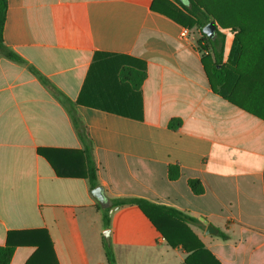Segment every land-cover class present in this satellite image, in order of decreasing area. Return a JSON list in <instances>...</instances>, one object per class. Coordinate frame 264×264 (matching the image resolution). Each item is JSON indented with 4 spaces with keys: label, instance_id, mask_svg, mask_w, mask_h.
Instances as JSON below:
<instances>
[{
    "label": "crops",
    "instance_id": "crops-1",
    "mask_svg": "<svg viewBox=\"0 0 264 264\" xmlns=\"http://www.w3.org/2000/svg\"><path fill=\"white\" fill-rule=\"evenodd\" d=\"M153 1L8 0L3 37L20 58L0 56V245H16L10 264H110L105 241L116 264H264V119L252 113L264 117V96L233 88L230 72L218 87L228 100L202 62L216 50L229 71L264 69V14L216 21L224 45L203 51L202 29L182 37ZM70 107L108 206L141 197L197 218L193 235L180 231L188 248L170 245L134 204L111 207L105 225ZM200 217L218 232L206 234Z\"/></svg>",
    "mask_w": 264,
    "mask_h": 264
},
{
    "label": "trees",
    "instance_id": "trees-1",
    "mask_svg": "<svg viewBox=\"0 0 264 264\" xmlns=\"http://www.w3.org/2000/svg\"><path fill=\"white\" fill-rule=\"evenodd\" d=\"M215 3L216 1L209 2V0H191L190 5L187 6L178 0H154L152 3V9L156 12L171 17L184 27L192 28L194 26H199L202 29L204 25L214 19L223 28H226L227 26L220 22L219 19H216L209 11V7H213ZM7 9L8 0H0V56L4 55L10 59L19 60V56L5 44L3 37ZM241 30H244V26H241ZM201 33L202 36L198 41L201 50L205 51L210 47H223L224 34L220 30L217 29L216 36L214 38L209 37L202 30ZM236 38L237 41H240V37H238V35ZM208 58L212 59L211 65H209L207 60ZM240 60L241 59H238V61ZM202 62L214 91L221 93L218 87L223 86L224 83L228 81L227 75L231 72L232 75H235V83L233 81V88L243 85L244 89L249 90L251 93H255L256 96H264V69L231 68V71H229L230 69L228 70L225 64L222 63V53L219 54L216 52V50L213 52V55L209 54L203 56ZM219 65H221V67H219ZM142 78L143 76L140 74V82L136 84L137 87L141 86ZM222 95L228 100L233 101L231 96H227L224 93ZM70 111L73 116L77 131L85 144L89 165L88 177L91 188L95 189L97 186H99V183L97 177V166L92 156V140L87 132L85 124L79 118L75 108L70 107ZM252 113L264 119V117H262L259 112L253 111ZM181 124V119L173 118L171 119L169 126L173 129H177L181 126ZM171 177H174L173 173ZM189 183L196 194L203 193L204 188L198 179H190ZM125 204H134L138 206L151 220L155 227H157V229L163 234L170 245L176 246L178 244H182L185 248H188L182 237L183 233H180V231L181 229L185 228L188 229V231L193 235L191 230H189L187 223L199 222L197 218L189 216L174 207L156 204L141 197L115 198L111 200L110 206L102 208L105 225L107 227L110 225V208ZM171 232L177 234V239H175V235H170ZM220 235H222L224 238L227 237V235L222 232H220ZM15 247L16 245L10 241H8L5 245H0V264H10ZM198 248L199 250L203 249V245L199 244ZM105 250L109 263L116 264L112 246L106 241ZM27 264H30V261Z\"/></svg>",
    "mask_w": 264,
    "mask_h": 264
},
{
    "label": "rangeland",
    "instance_id": "rangeland-1",
    "mask_svg": "<svg viewBox=\"0 0 264 264\" xmlns=\"http://www.w3.org/2000/svg\"><path fill=\"white\" fill-rule=\"evenodd\" d=\"M209 11L220 22L237 25L247 17L264 14V0H219Z\"/></svg>",
    "mask_w": 264,
    "mask_h": 264
},
{
    "label": "water",
    "instance_id": "water-1",
    "mask_svg": "<svg viewBox=\"0 0 264 264\" xmlns=\"http://www.w3.org/2000/svg\"><path fill=\"white\" fill-rule=\"evenodd\" d=\"M179 2H181L184 5H190L191 0H178ZM202 31L207 34L209 37L214 38L216 31H217V23L216 20H211L209 23H207L206 25H204L202 27ZM95 195L96 197L99 199V201L101 203H103L104 205L108 206L109 205V198L107 197V195L105 194V190L103 188V186H97L94 189ZM112 212V210H111ZM200 219L207 225L206 228V234H216L218 232V228L215 227V225L213 223H210L206 218L204 217H200ZM109 230H107L105 232L106 235V239L109 240Z\"/></svg>",
    "mask_w": 264,
    "mask_h": 264
},
{
    "label": "built area",
    "instance_id": "built-area-1",
    "mask_svg": "<svg viewBox=\"0 0 264 264\" xmlns=\"http://www.w3.org/2000/svg\"><path fill=\"white\" fill-rule=\"evenodd\" d=\"M189 33H190V28L188 27H184L181 31V36L186 38L189 36Z\"/></svg>",
    "mask_w": 264,
    "mask_h": 264
}]
</instances>
